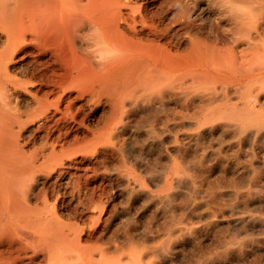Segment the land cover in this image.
Returning a JSON list of instances; mask_svg holds the SVG:
<instances>
[{"label":"bare ground","instance_id":"6f19581e","mask_svg":"<svg viewBox=\"0 0 264 264\" xmlns=\"http://www.w3.org/2000/svg\"><path fill=\"white\" fill-rule=\"evenodd\" d=\"M0 264H264V0H0Z\"/></svg>","mask_w":264,"mask_h":264},{"label":"rangeland","instance_id":"374dc122","mask_svg":"<svg viewBox=\"0 0 264 264\" xmlns=\"http://www.w3.org/2000/svg\"><path fill=\"white\" fill-rule=\"evenodd\" d=\"M196 183H197V182H196ZM197 195L199 196V198H198V196H197V199L200 200L201 195H200L199 193H197Z\"/></svg>","mask_w":264,"mask_h":264}]
</instances>
